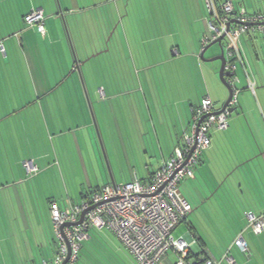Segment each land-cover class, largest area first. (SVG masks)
Returning a JSON list of instances; mask_svg holds the SVG:
<instances>
[{
	"label": "crops",
	"instance_id": "1",
	"mask_svg": "<svg viewBox=\"0 0 264 264\" xmlns=\"http://www.w3.org/2000/svg\"><path fill=\"white\" fill-rule=\"evenodd\" d=\"M174 5L203 18L200 0ZM245 5L260 11L264 0ZM33 8L43 9L44 34L24 21ZM131 8L127 0H0V264L51 262V201L77 204L101 185L149 178L190 131L203 97H211L215 111L225 103L223 90L210 89L200 60L205 39L184 49L169 28L139 33L134 25H171V19L141 20ZM189 17L184 13L186 26ZM257 34L241 38L244 63L237 62L236 72L243 92L229 127L211 131L194 180L181 184L188 195L190 183L192 198L185 197L196 206L180 238L195 241L194 262L207 256L218 264H264V230L254 232L246 218L250 211L264 214V37ZM167 61L173 64L159 66ZM37 126L41 132H33ZM27 160L39 168L34 178L27 177ZM54 182L59 192L49 190ZM201 206L204 228L191 219ZM97 233L82 243L77 264H137L113 233ZM239 236L246 252L234 244ZM176 258L171 251L158 264Z\"/></svg>",
	"mask_w": 264,
	"mask_h": 264
},
{
	"label": "built area",
	"instance_id": "2",
	"mask_svg": "<svg viewBox=\"0 0 264 264\" xmlns=\"http://www.w3.org/2000/svg\"><path fill=\"white\" fill-rule=\"evenodd\" d=\"M206 2L212 36L205 42L226 34V70L233 74L227 78L233 88L229 105L233 107L238 101L240 83L237 62L244 63L241 38L247 33H260L264 37V9L250 12L245 3L237 6L232 0L219 4L216 0ZM24 21L39 32H46L43 9L33 8ZM249 87L254 90L253 81H249ZM213 105L211 97L205 96L194 107L190 131L182 134L171 156L149 178L134 176L124 183L101 185L77 204L62 206L56 200L51 201L56 252L51 262L44 260L43 264H63L65 261L66 264H77L82 243L90 238L92 229L113 233L137 264H158L171 251L177 256L174 264H193L190 247L195 241L177 240L173 233L193 208L181 190L182 182L194 175L202 154L211 146V131L229 126V109L213 113ZM23 165L30 175L38 171L33 161H24ZM84 211L82 222L76 224ZM246 218L254 232L264 230V214L250 211L246 212ZM234 244L243 252L248 249L242 236L236 238ZM224 258L234 261L229 254ZM197 262L218 264L217 260L207 256Z\"/></svg>",
	"mask_w": 264,
	"mask_h": 264
},
{
	"label": "rangeland",
	"instance_id": "3",
	"mask_svg": "<svg viewBox=\"0 0 264 264\" xmlns=\"http://www.w3.org/2000/svg\"><path fill=\"white\" fill-rule=\"evenodd\" d=\"M127 1H129L130 6H132L131 12H133L132 16H134L135 18H138L141 20H142V18H145V17H165L166 19L167 18L171 19V25L164 24V26H160V24H154L152 22H150L149 24L145 23V24L134 25L139 33L155 34L158 32L157 30L160 31V29H162V28L167 30L169 28L176 33L175 36L177 37V39H179L177 41L181 44L182 48H184V49H186L185 44H187V43L192 45V43H195V42L198 43L199 41H202L206 38H209V40L211 39L212 33H211L210 28H209L210 13L208 10L206 0H200V3L202 4V7H203V10H202V13H203L202 17L203 18L200 17V12H198V10H195V12L193 14L191 8L189 9V12L182 9V6H180V8L175 9V5L173 7L172 4H174V2H180V0H127ZM181 1H183V3H184L185 1L187 2L188 0H181ZM190 1L193 2L194 0H190ZM222 1H225V0H222ZM233 1L235 3H237V0H233ZM245 1H246L245 4H248L249 2H251V0H245ZM152 3H156V4H158V6L159 5H162V6L159 8H156L158 6H155V8H154L150 5ZM144 5H147V6L150 5L152 7V9L144 8ZM105 10H108V8H106ZM184 13H186V14L188 13V15L191 17V18L189 17L187 20V26H186V19L183 18ZM197 14H198V16H197ZM134 17L132 18L133 20H135ZM179 17L182 18L181 19L182 25L178 24V22L180 21L178 19ZM196 17H197V20H193ZM190 19H192V23H190ZM203 21H204V23H203ZM127 27H128V25H127ZM113 29H112V31H113ZM124 29L125 28L123 25L121 27H119L117 29V34L123 33L125 31ZM186 36H187V38H186ZM108 38H109V36H108ZM174 41H176V40H173V42ZM183 43H184V46H183ZM223 46L225 47V40H223ZM220 52H221V47L218 44H214L206 50V52L204 53V58L208 59L212 56L214 57V56L218 55ZM212 53H213V55H212ZM185 58H188V57H185ZM101 59H103V58H101ZM192 59L193 58L190 57L191 61H192ZM200 60H201L202 65L204 66L205 73H208L209 75H211V81L209 83L210 89L213 90V89H215V88L217 89V87H219L221 90H223L224 99L227 100L229 97V90L224 85V83L222 82V80L220 79V76H219L221 61L220 60L206 61V60H203V58H200ZM202 60H203V62H202ZM147 61L148 62L150 61L152 63L153 61H158V60L150 57V58H147ZM167 64L171 65L173 63H171V61L170 62L167 61V62L161 63L159 66H161V67L164 66V68H165L167 66ZM134 70H136V67H134ZM106 73L107 72H102L104 77H106ZM238 75L242 76V73L240 71H238ZM219 104H220V102L217 105H219ZM232 113H234V112H232ZM73 124H74L73 128H75V125H79V122L74 121ZM41 130H42V128L40 126H37V127H35V130L33 129V132H41ZM21 131L24 132L23 129H21ZM75 134L76 133H74V135ZM78 134H79V132H78ZM54 140H55L54 144H59L61 138L56 139V137H55ZM36 174H34V175L28 174L27 177L28 178L29 177L34 178V176H37ZM187 179L189 180V178H187ZM191 180H194V178ZM40 181H43V180H40ZM184 182H185V180L182 182V185ZM40 183H42V182H40ZM182 185H181V190H182L183 194H185V196H186L187 195L186 194V187H183ZM60 186H61L60 184L54 182L52 185H49L48 187H49V190H51V191L55 190V192H59ZM70 187L74 188L75 186L73 184H71ZM44 188H46V186H44ZM187 188H188L187 193H188L189 197L192 198V193L190 191L192 189V187L190 186V183L187 186ZM0 193H2V192H0ZM188 195H187V197H188ZM0 205H1V201H0ZM193 206H195V205L193 204ZM195 208H196V206H195ZM204 208H205V206L202 207L201 209H197V210L195 209L194 210L195 212L192 214V218H191L192 221H194V222L196 221V218H199L197 220V224L201 228H204V226H205L204 225L205 224L204 212L202 211ZM187 228H188L187 223H181L175 229V231L173 233L174 237L177 240L180 239L183 236V234L188 231ZM92 231L98 232L97 233L98 236H101V234H104L105 236H108L109 234H111V237L110 236L109 237L112 238V233L109 231H105V230L100 231L97 229H92L91 232ZM50 235L52 237V240L55 241L54 240L55 236H54V232H53V223H52V230L50 232ZM104 252H106V250H104ZM48 257L51 258L50 256H48Z\"/></svg>",
	"mask_w": 264,
	"mask_h": 264
},
{
	"label": "water",
	"instance_id": "4",
	"mask_svg": "<svg viewBox=\"0 0 264 264\" xmlns=\"http://www.w3.org/2000/svg\"><path fill=\"white\" fill-rule=\"evenodd\" d=\"M228 25H230V24H228ZM225 36H226V34H223V35H221L220 37H218L217 39H214V40L210 41V42L205 46L204 50H203L202 53H201V57H202L204 60H206V61H214V60H220V61H221V67H220V71H219V76H220V79L222 80V82L224 83V85H225V86L228 88V90H229V97H228V99L226 100V102L223 104L222 108H221L220 110L214 111L213 113H220V112H223V111H225L226 108L229 109L230 112H233V111L235 110V107H232V106L229 105L230 102H231V100H232V98H233V88H232V86H231V84L229 83V81H228L227 78H228V77H232L233 74H232L230 71L226 70V61H227V59H226V56H225V50H224V46H223V40L225 39ZM214 44H218V45L221 47V52H220V54L216 55V56L213 57V58L205 59V58H204V53L206 52V50H207L210 46H212V45H214ZM206 116H207V115H206ZM206 116H204V117L199 121V124L202 122V120H203ZM85 213H86V211H84V212L82 213L80 220H79L78 222H76V224H80V223L82 222ZM69 225H72V224H69ZM196 262H197V261H196ZM196 262H194L193 264H196ZM63 264H66V261H65V263H63Z\"/></svg>",
	"mask_w": 264,
	"mask_h": 264
},
{
	"label": "trees",
	"instance_id": "5",
	"mask_svg": "<svg viewBox=\"0 0 264 264\" xmlns=\"http://www.w3.org/2000/svg\"><path fill=\"white\" fill-rule=\"evenodd\" d=\"M217 1V3L219 4V0H216ZM219 13L221 14L222 13V11L220 10L219 11ZM254 35H258V34H254ZM238 88H239V94H238V101H237V104L235 105V106H238V105H240V94H241V92H243V89H242V87L240 86V84H238ZM198 105V104H197ZM234 107V106H233ZM236 110V109H235ZM234 110V111H235ZM233 111V112H234ZM231 115H232V112H230V115H229V124H230V117H231ZM229 127V126H228ZM227 129V128H226ZM226 129H224V130H226ZM204 154V153H203ZM202 154V155H203ZM38 171H39V168H38ZM38 171L36 172V173H38ZM195 174V173H194ZM191 178V177H190ZM88 196V195H87ZM197 264H200V262H198Z\"/></svg>",
	"mask_w": 264,
	"mask_h": 264
}]
</instances>
